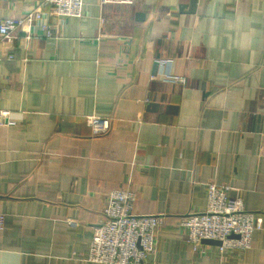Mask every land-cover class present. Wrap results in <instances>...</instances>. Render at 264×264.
<instances>
[{
    "label": "crops",
    "instance_id": "0c3cea01",
    "mask_svg": "<svg viewBox=\"0 0 264 264\" xmlns=\"http://www.w3.org/2000/svg\"><path fill=\"white\" fill-rule=\"evenodd\" d=\"M41 1L0 0V20ZM85 3L51 16L50 35L0 42V264H102L89 255L115 189L165 216L144 264H264V229L221 256L176 226L206 208L212 182L264 224V0Z\"/></svg>",
    "mask_w": 264,
    "mask_h": 264
},
{
    "label": "built area",
    "instance_id": "2783aa9c",
    "mask_svg": "<svg viewBox=\"0 0 264 264\" xmlns=\"http://www.w3.org/2000/svg\"><path fill=\"white\" fill-rule=\"evenodd\" d=\"M109 1L133 0H102ZM85 0H42L22 17L0 20V42L17 37L19 29L31 38L32 27L39 26L50 35L49 18L82 16ZM27 27L28 29H24ZM12 57V56H11ZM164 80L185 84L187 78L166 74ZM86 121L97 135L110 130V118L87 115ZM229 185L212 182L208 185V202L202 211H194L177 220L184 241L196 251L204 246L203 239L221 241L220 255L252 246L254 232L264 229L256 212L246 208L242 196L233 194ZM137 193L132 189H115L107 198L103 214L94 229L89 259L102 264H144L157 248L158 231L165 223L162 214H141L135 211ZM6 217L0 212V231L5 229Z\"/></svg>",
    "mask_w": 264,
    "mask_h": 264
},
{
    "label": "water",
    "instance_id": "95a60500",
    "mask_svg": "<svg viewBox=\"0 0 264 264\" xmlns=\"http://www.w3.org/2000/svg\"><path fill=\"white\" fill-rule=\"evenodd\" d=\"M202 243H205V244H215V245H221V241L219 240H215V239H203L202 240Z\"/></svg>",
    "mask_w": 264,
    "mask_h": 264
}]
</instances>
